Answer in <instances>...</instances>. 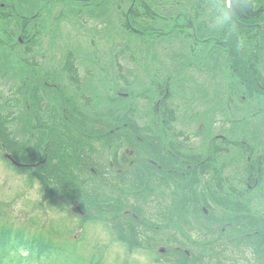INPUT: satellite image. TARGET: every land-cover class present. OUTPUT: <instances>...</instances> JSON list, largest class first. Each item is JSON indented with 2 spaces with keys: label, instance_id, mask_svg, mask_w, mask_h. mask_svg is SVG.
I'll use <instances>...</instances> for the list:
<instances>
[{
  "label": "flooded vegetation",
  "instance_id": "1",
  "mask_svg": "<svg viewBox=\"0 0 264 264\" xmlns=\"http://www.w3.org/2000/svg\"><path fill=\"white\" fill-rule=\"evenodd\" d=\"M23 1L29 5H21ZM41 1L0 0V78L9 98L0 107V128L17 143L8 147L23 161H17L0 140V156L7 166H14L6 158L9 155L27 177L45 176L50 167L57 171L56 142L53 148L42 142L43 137L54 136L57 141L59 132L65 139L75 137L68 147V156L78 155L73 182L87 185L88 195L102 188L115 195L121 208L134 210L124 212L128 222L150 229V239L155 235L157 240L174 243L159 250V259L177 264H264V141L254 137L264 126V58H249L248 48L241 57L232 47H221L227 42L216 37L198 38L197 32L206 33L208 28L194 25L186 0H142L139 7H155L162 18V26L157 27H150V21L139 25L132 17L134 10L139 13L138 0H130L123 26L117 24L113 7L125 0H70L74 7L66 14L80 23L61 27L63 11L54 16L55 10L43 6L60 0ZM233 22L244 26L236 19ZM67 28L68 44L76 43L74 35L79 33H92L97 39L90 37L88 49L68 52L62 60L55 53L45 55L44 42L49 44L54 34L58 40ZM128 33L174 35L189 70L210 64L214 90L185 85L186 97L202 98L203 90L207 93V119L193 106L180 111L169 77L157 83L150 79V92L158 99L142 117L135 104L140 97L124 104L135 93L134 81L128 77L136 76L125 68L124 52L133 48L122 40V34ZM106 44L111 53L118 52L107 57ZM133 59L127 58L128 63L136 64ZM252 64L257 65L254 75ZM82 65L86 67L81 72ZM222 76L228 82L219 91L216 85ZM63 78L77 97L63 94L67 101L56 104L55 98L63 93L58 90ZM178 93L184 95L182 90ZM219 93L224 95L222 102ZM17 96L19 100L10 99ZM218 112L247 136L208 135L206 124L211 128ZM29 140L30 146L20 144ZM142 211L150 215L146 225L140 218Z\"/></svg>",
  "mask_w": 264,
  "mask_h": 264
},
{
  "label": "rangeland",
  "instance_id": "2",
  "mask_svg": "<svg viewBox=\"0 0 264 264\" xmlns=\"http://www.w3.org/2000/svg\"><path fill=\"white\" fill-rule=\"evenodd\" d=\"M138 1L139 3L136 8L140 13L142 12L141 6L143 2L142 0ZM41 2L46 1L42 0ZM130 3V0H125L119 3L118 8L113 7L114 10L117 9L113 13L118 25H124L125 12L127 11ZM140 3L141 6L139 7ZM172 3L173 2H170V4ZM20 4L29 5L27 1H23ZM148 4H150V2H148ZM176 4L178 6L180 3L176 2ZM108 5L109 4L105 7L106 11L110 10ZM43 6L44 9L55 10L54 16H56L59 11H63L62 14L65 17V20L63 22L60 20V27L62 24H64V26H70L80 23L76 16L71 17L66 14L68 11L70 12L72 10V7H74L70 0H60L55 3H50L48 6L43 4ZM158 13L161 14V10L158 11ZM109 22L110 19L107 18V25ZM145 23L147 24V22ZM67 30L68 28L61 32L63 33L62 37H59L58 35V40H55L56 35L54 34V37L51 40L48 39L49 44L44 42V46L47 45L43 48L45 55H53V53H55L58 59L62 60L68 52L77 54L75 51H82L87 46L88 39L94 36L92 33L90 35L79 33V35H74L76 43L71 41L68 44L67 39L69 34L67 33ZM44 34L46 35V33ZM70 35H73L72 32ZM122 35L123 41H125L128 45H133V48H129L126 52H124L123 57L126 60L124 62H127L125 68L129 69L136 75L133 78L128 77L130 78V81H134L133 92L135 90V93L132 97L124 100L125 105H128L131 101H133L134 96H138L140 98L135 101V104L139 108V116L141 115L142 117L143 113H147V111L150 112V106L154 105L155 101L158 99L155 93L153 94L150 92V79L155 78V82L157 83L164 82L167 80V77H169V80L172 79L173 91L176 92L172 97L174 98L175 105L181 106L180 111H184V106H193L196 107L198 111L202 112L204 118L207 119L205 110H207V100L209 97L206 99L204 95L206 94V96H208L207 93L203 90L202 98H199V95L192 96L191 94H189L191 97H186L185 94L187 95V93H185V91L187 88L185 85L192 84L194 89H201L200 87L198 88V86L205 85L207 86L208 91L214 90L210 64H208L207 67H203V69L200 67L199 69L192 68L189 70L188 65L184 64V55L181 50L178 49V46L180 45L176 41L179 40L175 39L177 37L174 35H161L159 37L152 36L150 33L143 35L128 33ZM47 36H50V34ZM95 39L97 38L95 37ZM181 41L184 43L185 40L181 39ZM106 45L107 49L105 51L107 53V57H112L118 52L117 50H113V53H111L110 44ZM112 48L116 49L117 46ZM78 56L82 58L79 53ZM127 58H134L133 61L136 64H129ZM224 64L225 62H223V65ZM165 66L168 67V70H165ZM83 67L86 66L82 65V67H79L81 72L83 71ZM57 69L60 70V66ZM220 79L222 81L219 80V84L216 86H218L219 91H222L228 82V78L222 76ZM12 85L15 86V84ZM58 86V90H61L63 93L58 95V99L55 98L56 104L65 100L66 96H70L71 98L77 97V94L69 89V84L65 78L59 80ZM15 88L16 87L11 88L14 95H16ZM6 90L8 89L4 86V80L0 78V107L3 106V104L9 99L7 98L8 92ZM180 90L183 91L184 95L178 93ZM63 94L66 96L64 97ZM218 95L219 101L222 102L221 98L224 95L222 93H219ZM18 97L19 96L10 97V99ZM147 98L150 99V104ZM105 99H107V97ZM16 104H20V102H17ZM76 104L79 103L76 102ZM206 126L209 128L207 134L211 135V137L217 134H222L224 136L228 135L230 137L247 136L242 129H238L237 126L227 123L219 112L214 116V122L212 125L213 128H210L208 124H206ZM258 129L260 130H257V135L254 137L261 138L264 141V126H261ZM12 133L15 136H18V131L14 130ZM23 134V140H25V132ZM25 143H28L27 145L30 146V140L28 142H21L20 144L25 148L27 147ZM76 159H78V155L76 154H70L66 157V165L68 167L64 166L65 170H62L70 177V182L68 184V187L70 188L66 190L64 196L58 197L53 195L50 198L47 190H53L56 188L55 185L54 188L51 185L47 186L48 189L46 190L44 185H40L37 182L31 183L26 174L22 172H14L13 169L2 161V157L0 156V228L4 227L14 231L17 230L23 232L27 236H41L52 240L56 243V245L64 249L65 258H67L68 264H90L92 260H95L98 264H141V261L138 258L145 255L150 258L151 264H177L175 262L171 263V261L167 263V261L163 258L160 259V262L155 261V257L150 254L159 256V254H157L159 250L168 249L170 248L169 245L174 246V243L167 244L165 241L157 240L155 239V235H152L150 239V229H147L145 226L143 229L139 228L137 230L138 240L141 241L140 248H132L133 251L128 250L127 245H130L129 241L131 240L130 230L135 225L128 222L127 214L124 212L134 210H130V207L127 206H123L121 208L118 204H116V198L108 195V193H105L106 191L103 188L94 190V193L91 194L93 199L89 200V198L85 197V201L83 200L85 207L92 209L93 200L101 201V204H104L106 202L105 200L110 202L114 200L116 213L92 211L89 212L88 215L97 216L99 213H102L103 217L100 218L104 220H110V218H113L114 216L119 217L122 215L121 218L117 219L116 224L123 225V228L122 231L113 230L110 245L92 244L89 234V226L93 223L88 221L84 223L82 221L83 217L85 218V212L78 208L81 203L79 204V198L77 199V195L85 193L84 189L87 185L83 184L82 181L78 182L75 180L73 182L74 176L71 174L76 168ZM58 164H61L60 160H58ZM69 167L72 171H70ZM85 179L86 178H83V181H85ZM72 183L75 184V188ZM147 199L150 204V198L148 197ZM140 218L144 225H146L147 222L150 223V215L148 211H142ZM160 227L162 228L164 226L161 225ZM118 237H120V239ZM113 245H119L123 251L119 253H110L109 249ZM155 251L156 253L153 254ZM113 255L115 256L114 259L112 258ZM30 262L31 264H37L34 261ZM11 264H15V261L13 260ZM22 264L27 263L23 262Z\"/></svg>",
  "mask_w": 264,
  "mask_h": 264
},
{
  "label": "trees",
  "instance_id": "3",
  "mask_svg": "<svg viewBox=\"0 0 264 264\" xmlns=\"http://www.w3.org/2000/svg\"><path fill=\"white\" fill-rule=\"evenodd\" d=\"M227 2L230 5L235 19L244 26L237 25L230 20L227 14ZM186 4L188 8L192 9L191 19L193 20L194 25L198 28H208L206 33L197 32L198 38H208V40L211 41V37H216L219 42H227L226 45H221V47L226 49L227 47H232L236 54H241V57L243 56L242 52L248 48L249 58H264V0H186ZM153 8L155 7H150V9L142 7L143 13L138 14H135L134 10L132 17L135 15V19L139 22V25H142L141 22H144L143 24L146 25L145 22L150 21V27L162 26V24L159 23L162 18L156 15ZM259 25L262 27H259ZM155 29L156 28H154V31H158ZM150 35L159 37L158 34L155 35L154 33H150ZM256 67L257 65L252 64L250 69L252 75L257 72ZM3 132L4 130L0 128L1 143L6 145L9 149L8 151L13 154V157L17 161L21 162L22 160L19 155L12 151V147H8L15 145L16 142L9 140L8 136L6 137ZM63 135L64 133L59 132L57 135V141L54 136L43 137L42 141L43 143L48 141V145H51L53 148L55 146L52 145V142H56L58 160L61 161L57 171L50 167L47 171L48 174L45 176L27 177L31 183L37 182L40 185H44L46 189H48L47 186L51 185L54 188L55 185L56 188L48 190L50 198L53 195L62 197L65 195L66 190L70 188L68 187L70 177L62 170H65L64 166H67L66 157H68V147L73 146L75 137L65 139V136ZM10 168L15 172L21 173L23 171V169L20 170L14 166H11ZM73 185L75 188V184ZM111 196L115 197V195ZM85 197L89 198V200L93 199V196L85 193L77 195V199L79 198V204L81 203L78 207L85 212V218L82 219L84 223L86 221L91 223L106 221L114 226L113 230H121V225L116 224L119 217L114 216L113 218H110V220L100 218L103 217L102 213H116L114 200L111 202L106 201L104 204H101V201L93 200L94 208L92 207L91 209L85 207L83 203ZM92 211H102V213H99L97 216L88 215V213ZM134 225L130 230V245H127L129 251H133L134 248H140L141 245V241L138 240L137 234L140 225L135 223ZM118 238L120 239V237ZM13 260L15 261V264H22L23 262L31 264L30 261H34L37 264H68L67 258H65L64 249L56 245L52 240L41 236H27L21 231H14L1 227L0 264H11ZM90 264L98 263H96L95 260H92Z\"/></svg>",
  "mask_w": 264,
  "mask_h": 264
},
{
  "label": "clouds",
  "instance_id": "4",
  "mask_svg": "<svg viewBox=\"0 0 264 264\" xmlns=\"http://www.w3.org/2000/svg\"><path fill=\"white\" fill-rule=\"evenodd\" d=\"M113 227L112 224L106 221L90 224L89 234L92 244L110 245L112 241ZM122 251L123 249L119 245H113L109 249L110 253H119ZM112 258L114 259L115 256L113 255ZM138 259L141 261V264H151L150 258L146 255L140 256Z\"/></svg>",
  "mask_w": 264,
  "mask_h": 264
},
{
  "label": "water",
  "instance_id": "5",
  "mask_svg": "<svg viewBox=\"0 0 264 264\" xmlns=\"http://www.w3.org/2000/svg\"><path fill=\"white\" fill-rule=\"evenodd\" d=\"M227 13H228L230 19L234 21L235 19H234V17H233V14H232V11H231V8H230V7L227 8ZM9 158H10V157H9Z\"/></svg>",
  "mask_w": 264,
  "mask_h": 264
}]
</instances>
